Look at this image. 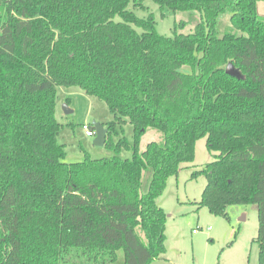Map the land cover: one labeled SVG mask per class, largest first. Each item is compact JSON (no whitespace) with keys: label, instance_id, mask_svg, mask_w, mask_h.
I'll return each mask as SVG.
<instances>
[{"label":"trees","instance_id":"16d2710c","mask_svg":"<svg viewBox=\"0 0 264 264\" xmlns=\"http://www.w3.org/2000/svg\"><path fill=\"white\" fill-rule=\"evenodd\" d=\"M144 1L0 0V264H116L118 252L153 264L166 252L156 200L202 138L216 155L191 175L206 179L199 206L227 219L255 205L264 264V0H151L191 23L198 14L171 37L130 9ZM59 87L108 106L115 156L65 161ZM115 122L132 126V143L112 138ZM149 129L161 139L140 151Z\"/></svg>","mask_w":264,"mask_h":264},{"label":"rangeland","instance_id":"374dc122","mask_svg":"<svg viewBox=\"0 0 264 264\" xmlns=\"http://www.w3.org/2000/svg\"><path fill=\"white\" fill-rule=\"evenodd\" d=\"M143 6L142 9L130 6V9L141 18L152 14L157 33L166 37L173 36L174 26L180 21L188 22L180 32H191L198 18L196 14V20L191 23L188 13L169 14L151 0H145ZM257 12L264 17V1L257 3ZM219 20L223 31L229 25V14H223ZM64 105L72 112H64ZM55 118L61 125L58 141L65 146L66 162L82 161L85 153L92 159L116 155L114 150L94 146V137L85 136L82 130L83 124L89 125L94 121L104 125L114 120L104 102L86 95L77 87H59ZM114 127L118 133V136L112 135L114 140L125 138L132 143L133 130L129 123L115 122ZM160 139L158 132L147 130L139 139V150L143 151L147 144ZM117 155L129 159L132 152L121 148ZM214 155L215 152L206 150L205 138L198 140L194 160L182 165L177 175L167 179L163 193L156 200L166 214V252L153 264H257L258 246L253 242L257 236L256 206L229 207L227 219L212 215L207 208L199 206L206 179L204 176L192 178L191 175L213 161ZM243 216L245 219L241 220ZM116 264H123L122 252H118Z\"/></svg>","mask_w":264,"mask_h":264},{"label":"water","instance_id":"95a60500","mask_svg":"<svg viewBox=\"0 0 264 264\" xmlns=\"http://www.w3.org/2000/svg\"><path fill=\"white\" fill-rule=\"evenodd\" d=\"M225 72L233 77H240L239 73L233 68L231 64L227 65ZM64 112H72L71 110L68 109L67 105L63 106ZM95 130V136L93 140V145L96 147H103L106 141V135H107V129L104 128L103 125L97 122H92L91 124Z\"/></svg>","mask_w":264,"mask_h":264},{"label":"built area","instance_id":"2783aa9c","mask_svg":"<svg viewBox=\"0 0 264 264\" xmlns=\"http://www.w3.org/2000/svg\"><path fill=\"white\" fill-rule=\"evenodd\" d=\"M82 130L87 137H94L95 136V130L91 129L88 124L82 125Z\"/></svg>","mask_w":264,"mask_h":264},{"label":"crops","instance_id":"0c3cea01","mask_svg":"<svg viewBox=\"0 0 264 264\" xmlns=\"http://www.w3.org/2000/svg\"><path fill=\"white\" fill-rule=\"evenodd\" d=\"M105 128V127H104ZM245 219V216H243L242 218H241V220H244Z\"/></svg>","mask_w":264,"mask_h":264}]
</instances>
